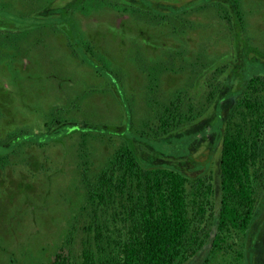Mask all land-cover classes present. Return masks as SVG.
Wrapping results in <instances>:
<instances>
[{
  "label": "rangeland",
  "instance_id": "rangeland-1",
  "mask_svg": "<svg viewBox=\"0 0 264 264\" xmlns=\"http://www.w3.org/2000/svg\"><path fill=\"white\" fill-rule=\"evenodd\" d=\"M229 1L0 0V23L17 34L0 51V140L14 133L23 143L0 147V155L14 152L0 166V264H50L70 232L79 254L88 223L83 169L93 179L126 135L154 125L177 96L194 119L169 140H139L145 164L138 161L189 181L210 178L218 194L220 135L234 89L264 75V0H241V29L221 18L231 14ZM46 7V16L37 14ZM228 74L231 90L222 86ZM214 88L221 93L208 103ZM57 119L64 123L46 133ZM258 209L246 244L232 234L229 253L210 255L208 264H264V188Z\"/></svg>",
  "mask_w": 264,
  "mask_h": 264
},
{
  "label": "trees",
  "instance_id": "trees-1",
  "mask_svg": "<svg viewBox=\"0 0 264 264\" xmlns=\"http://www.w3.org/2000/svg\"><path fill=\"white\" fill-rule=\"evenodd\" d=\"M228 3L231 14L222 11L221 18L241 29V0ZM49 7L37 14L46 16ZM131 8L135 9L133 5ZM16 36L9 23H0V51L15 45ZM85 45V54L94 58L92 48ZM230 75L222 86L226 84L231 90L234 75ZM152 80L157 89L156 79ZM221 89L210 90L208 103L217 100ZM234 90L233 109L223 121L220 135L218 194L210 178L189 181L172 169L154 166V162L142 168L138 161L144 159L138 155L135 143L141 144L139 140L144 138L169 140L194 119V110L189 107L185 111L184 98L177 96L163 113L157 112L154 125H147L144 132L124 135V146L114 151L93 179L89 178V170L83 169L85 205L81 215L88 222L84 229L86 242L79 254H74L73 237L68 233L50 264H208L210 255L229 253L232 234L242 235L246 244L264 188V75H250ZM1 93L9 94L6 90ZM61 123L64 121L58 119L46 123L45 132L51 133L54 127L49 126ZM89 126L100 128L93 122ZM75 132L83 137L94 133ZM14 137L12 133L1 139L0 147L7 148L11 143L22 147V142L15 144ZM25 147L29 149L28 143ZM13 154L0 155V166H5ZM238 258L243 259L241 254L233 257Z\"/></svg>",
  "mask_w": 264,
  "mask_h": 264
}]
</instances>
